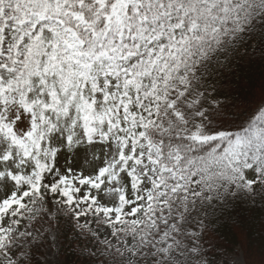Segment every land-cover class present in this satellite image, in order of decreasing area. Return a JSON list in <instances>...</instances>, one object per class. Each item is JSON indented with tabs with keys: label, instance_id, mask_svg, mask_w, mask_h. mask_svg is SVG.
Segmentation results:
<instances>
[{
	"label": "snow or ice",
	"instance_id": "1",
	"mask_svg": "<svg viewBox=\"0 0 264 264\" xmlns=\"http://www.w3.org/2000/svg\"><path fill=\"white\" fill-rule=\"evenodd\" d=\"M0 264H264V0H0Z\"/></svg>",
	"mask_w": 264,
	"mask_h": 264
},
{
	"label": "trees",
	"instance_id": "2",
	"mask_svg": "<svg viewBox=\"0 0 264 264\" xmlns=\"http://www.w3.org/2000/svg\"><path fill=\"white\" fill-rule=\"evenodd\" d=\"M240 238H239V236H237V240H239ZM258 246V245H257Z\"/></svg>",
	"mask_w": 264,
	"mask_h": 264
}]
</instances>
